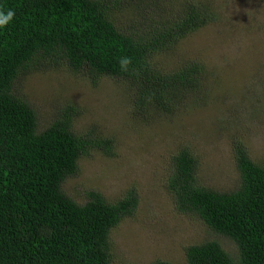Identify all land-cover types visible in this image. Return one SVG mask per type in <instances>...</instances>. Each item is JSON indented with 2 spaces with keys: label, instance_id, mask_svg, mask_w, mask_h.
<instances>
[{
  "label": "trees",
  "instance_id": "obj_1",
  "mask_svg": "<svg viewBox=\"0 0 264 264\" xmlns=\"http://www.w3.org/2000/svg\"><path fill=\"white\" fill-rule=\"evenodd\" d=\"M124 3L0 0V12L14 13L0 26V264H112L110 234L135 214L140 200L133 188L116 203L93 191L83 204L67 195L63 185L79 174L80 160L94 151L113 156L115 143L96 128L75 133L73 107L39 131L36 110L15 89L18 81L42 65L66 64L93 80L127 82L141 111L150 106L171 111L186 92L201 88L200 65L165 73L153 60L211 24L209 7L192 2L165 24L124 32L115 21ZM123 56L132 59L128 71L118 63ZM234 153L241 181L232 191L202 186L190 150L171 158L166 187L175 209L237 246L236 256L217 241L188 246V264H264V164L239 142Z\"/></svg>",
  "mask_w": 264,
  "mask_h": 264
},
{
  "label": "rangeland",
  "instance_id": "obj_2",
  "mask_svg": "<svg viewBox=\"0 0 264 264\" xmlns=\"http://www.w3.org/2000/svg\"><path fill=\"white\" fill-rule=\"evenodd\" d=\"M192 2L209 7L213 22L153 60L165 73L189 64L203 68L199 92H186L171 111L157 106L141 111L127 82L93 80L66 64L42 65L16 83L19 96L38 114L39 131L73 107L75 133L96 128L97 135L114 141L113 156L94 151L63 185L80 204L91 191L110 203L132 188L138 192L135 214L110 234L112 264H188L186 248L208 241L237 255L229 239L198 217L179 213L166 184L172 156L185 148L198 160L199 183L219 191L240 184L235 143L264 164V0H125L115 21L120 30L137 32L167 23Z\"/></svg>",
  "mask_w": 264,
  "mask_h": 264
},
{
  "label": "clouds",
  "instance_id": "obj_3",
  "mask_svg": "<svg viewBox=\"0 0 264 264\" xmlns=\"http://www.w3.org/2000/svg\"><path fill=\"white\" fill-rule=\"evenodd\" d=\"M14 13L12 11H8L7 15L3 12H0V26L7 24L13 17ZM120 68L122 71H128L129 66L132 64L131 57L123 56L118 60Z\"/></svg>",
  "mask_w": 264,
  "mask_h": 264
}]
</instances>
